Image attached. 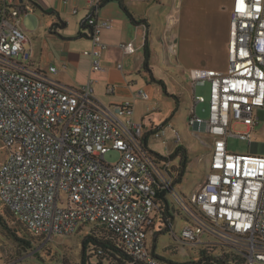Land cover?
<instances>
[{
    "label": "built area",
    "instance_id": "obj_1",
    "mask_svg": "<svg viewBox=\"0 0 264 264\" xmlns=\"http://www.w3.org/2000/svg\"><path fill=\"white\" fill-rule=\"evenodd\" d=\"M104 0H88L92 45L83 50L92 71L103 70L109 47L103 31L113 19L99 15ZM33 6L21 0H0V140L7 152L0 164V199L31 232L51 239L78 233L85 224L112 228L125 249L144 264H173L156 256L147 237L155 223L161 189L172 188L168 162L145 143L143 124L132 117V102L108 106L95 95L93 78L79 88L52 77L57 67H36L24 17ZM77 11V9H75ZM120 48L127 52L128 43ZM174 54V41L168 42ZM228 67H196L191 127L210 136V170L202 185L174 198L189 212L179 243L218 242L242 253L248 264H264V153H237L227 139L255 143L254 128L264 110V0H233L227 44ZM122 68V64H118ZM210 83V114L204 120L197 105L199 85ZM108 91H114L110 86ZM148 98L146 91H141ZM245 125V130L237 129ZM172 131L168 123L159 131ZM117 150L115 162L106 154ZM102 253V250H99ZM0 264H30L14 258Z\"/></svg>",
    "mask_w": 264,
    "mask_h": 264
},
{
    "label": "crops",
    "instance_id": "obj_2",
    "mask_svg": "<svg viewBox=\"0 0 264 264\" xmlns=\"http://www.w3.org/2000/svg\"><path fill=\"white\" fill-rule=\"evenodd\" d=\"M22 1L33 6V10L28 14H32L34 23L31 28H27L23 21V27L32 42L34 66L43 68L48 64L55 65L57 72L52 74V77L74 88H79L89 78H93L95 95L108 106L131 101L132 117L142 122L145 143L154 154L168 156L178 147H182L170 161L172 188L161 189L159 192V207L147 242L154 254L163 260L175 263L188 261L189 259L177 261L171 256L177 252V244H181L174 237L176 233L180 234L176 226L181 229L190 222V218L184 217L175 209L170 197L174 198L175 188L183 182L192 162H195L191 158L189 141L193 139L192 135L198 137L200 143L203 138L201 135L209 138L210 136L205 132L196 131V128L189 124L192 106L190 115L185 120V130L178 120L180 96L185 94V89L177 83L180 77L175 65H180L179 58L177 55L175 58L169 56L166 50L169 41L176 42L178 48L177 33L182 0H104L99 15L113 19L114 25L111 29L103 31V39L109 47L102 57L104 69L96 72L91 69L90 59L83 54V50L92 45L90 28L86 23L89 15L88 0ZM228 1L231 16L233 0ZM121 42L128 43L127 52L120 48ZM147 52L149 59L146 63ZM119 63L122 68L118 67ZM156 66L178 84V94L170 90L166 79L158 73ZM159 80H162L164 85ZM110 86L114 87V91H108ZM190 89L193 91L192 83ZM141 91H146L149 97L144 98ZM168 123L179 129L182 136L180 143L175 142L170 130L167 135H160V129ZM152 141L153 144L162 142L164 147L154 148ZM251 149L264 153V143L255 141ZM183 154L187 156L186 163L182 161ZM205 156L211 158V150L207 151ZM206 170L189 192L180 193L189 196L197 190L210 170L209 165ZM178 177L181 178L177 179ZM178 217L184 218L185 222L180 225ZM166 235L169 236L168 242L162 243V238ZM188 247L193 251V248H203V244Z\"/></svg>",
    "mask_w": 264,
    "mask_h": 264
},
{
    "label": "rangeland",
    "instance_id": "obj_3",
    "mask_svg": "<svg viewBox=\"0 0 264 264\" xmlns=\"http://www.w3.org/2000/svg\"><path fill=\"white\" fill-rule=\"evenodd\" d=\"M178 24V51L172 54L167 47L166 54L175 58L177 55L180 65H175L177 74L180 77L179 85L185 89V94L180 96L179 108L180 115L178 117L179 124L183 130L186 128L185 120L190 115V107H193V91L190 89V71L196 67H210L226 69L228 67V53H227V39L230 30V7L228 0H182L180 6V17ZM34 23L32 14L25 16L24 25L31 28ZM176 45V42H174ZM177 47V45H176ZM177 59V58H176ZM161 76H163L172 92L179 93L180 89L172 78L161 71L159 67H155ZM197 94L205 96L206 101L200 102L197 105V114L204 120L209 118V96L210 83L199 85L196 90ZM192 109V108H191ZM254 114L259 117V123L254 128V141L264 143V110L256 109ZM195 128H198L196 125ZM237 129L245 130L246 126L241 124ZM192 133V132H191ZM203 136L202 144L198 137L192 135L191 140V158L195 160L192 162L190 171L185 176L183 182L177 185L174 193L181 191L189 192L199 178L206 173V166L211 165V158L205 156L206 152L210 150L208 142L210 138ZM185 141V140H184ZM228 149L237 153H248L252 151V143L247 139H242L236 136H229L227 139ZM202 145V146H201ZM154 148H163L164 143L157 142L153 144ZM7 149L0 140V164L6 156ZM120 153L117 150H111L106 154V159L110 162H115L119 159ZM200 157V159H198ZM170 201L175 205V209L179 211L184 217L188 216L189 212L186 208L179 205L175 198L170 197ZM0 215L7 227L11 231L15 230L20 236L21 232L20 222L12 215L6 212L5 204L0 200ZM179 224L185 222L184 218H177ZM176 226L177 232L182 231ZM90 225L82 227V230L75 234L65 235L56 234L51 239L47 240L42 236L41 240L34 243V247L29 249L24 255H19V246L12 236L11 232L5 228L0 222V263L14 258H27L31 264H56V262L65 259L69 264H83V253L85 247L83 245L84 237L88 233ZM179 234L176 233V236ZM169 236H163L162 243L168 242ZM200 249L202 247H199ZM193 251L188 245L177 244V252L172 253L171 256L177 261L194 258L196 251ZM91 246L88 248V254L91 253ZM95 255H89L87 263H96Z\"/></svg>",
    "mask_w": 264,
    "mask_h": 264
},
{
    "label": "trees",
    "instance_id": "obj_4",
    "mask_svg": "<svg viewBox=\"0 0 264 264\" xmlns=\"http://www.w3.org/2000/svg\"><path fill=\"white\" fill-rule=\"evenodd\" d=\"M149 54H146V63L148 62ZM161 84H163L162 80H159ZM164 85V84H163ZM147 145V143H146ZM182 149V147H178L176 151L168 156H164L161 154H156L158 159L163 160L164 162L172 161V158L176 156L178 151ZM187 156L185 154L182 155V161L186 163ZM167 171L169 175H171V169L169 166L167 167ZM181 176V174L179 175ZM178 177L177 179H180ZM1 200V199H0ZM2 201V200H1ZM3 202V201H2ZM4 203V202H3ZM6 207V205H5ZM6 212L8 215H12L16 218L13 213L6 207ZM0 222L3 226H5L8 231L11 232L15 241L19 246V255H24L29 249L34 247V243L41 240L42 235H37L31 232L24 224H21V232L22 236L18 235L15 230L11 231L9 227H7L6 223H4L2 216L0 215ZM90 225V229L86 236L84 237L83 245L85 247V251L83 253V264L89 258V255H95L97 258L96 263H87V264H144L138 260H135L132 255L125 249L123 241L121 237L110 227L101 223H89L85 224ZM83 226V227H84ZM82 230V228H81ZM80 232V231H79ZM91 246V253L88 254V248ZM102 250V253L99 252ZM20 258V257H19ZM23 260L27 261V258L23 257ZM173 264H248L247 258L242 253H239L235 250L228 249L224 247L222 244L218 242H212L207 245L206 249H201L196 251V256L194 258H189L188 261L185 262H173L169 261ZM30 263V262H28ZM56 264H69L62 259Z\"/></svg>",
    "mask_w": 264,
    "mask_h": 264
},
{
    "label": "water",
    "instance_id": "obj_5",
    "mask_svg": "<svg viewBox=\"0 0 264 264\" xmlns=\"http://www.w3.org/2000/svg\"><path fill=\"white\" fill-rule=\"evenodd\" d=\"M22 1V0H21Z\"/></svg>",
    "mask_w": 264,
    "mask_h": 264
}]
</instances>
